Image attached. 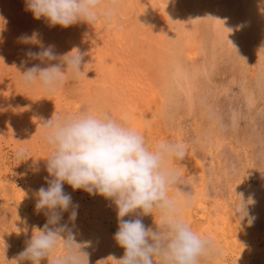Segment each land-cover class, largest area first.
<instances>
[{"label": "bare ground", "instance_id": "6f19581e", "mask_svg": "<svg viewBox=\"0 0 264 264\" xmlns=\"http://www.w3.org/2000/svg\"><path fill=\"white\" fill-rule=\"evenodd\" d=\"M0 17L4 20H0V161L5 166L10 159L8 165L12 160L15 166L27 168L28 173L20 189L16 187L19 179L15 180L13 176L10 180L5 173L0 174V192L3 199L11 193L21 210L19 227L15 226L14 233L16 239H21L20 252L32 236L29 234H33L29 224L35 221V217L38 216L43 225L46 223L43 212L35 211V191L41 186L47 187L44 177L48 175L45 168L50 155L43 139L41 122L56 114L63 118L84 111L108 112L114 119L123 120L140 132L146 145L153 148L165 140L185 142L184 134L174 135L177 138L174 140L167 133L171 126L183 122L190 130L191 119L208 114L223 96L231 95L236 102V110L229 112L231 116L228 118V126L235 132L242 113L240 105L245 106L250 114L261 115L264 112V0H120L111 23L106 24L103 20L95 25L80 22L68 28L50 27L43 18L34 19L30 12L25 11L24 0H0ZM34 31L39 33L45 45H54L58 54L73 48L86 53L82 61L84 72L80 77L68 76L63 87L52 95L44 93L39 86L25 88L20 82L18 71L23 72L34 63H40L30 60L27 65L21 64L28 47L37 49L34 45L21 44L18 38ZM45 66L47 64H41V67ZM224 67H227L226 73L223 72L225 80L218 84L215 77ZM257 103L263 108H256ZM196 138L197 135L191 139V144L188 141L190 148L184 160H177L176 166L169 161V167L190 182L181 186L182 191L192 192L191 206L182 208V219L197 234L213 240L217 250L213 263L250 264L251 259H255L254 264H264V228L245 227L233 219L231 212H227V201L223 195L227 190L229 198H236L235 206L240 218L243 217L245 202H255V212L263 210L261 199L254 201L256 197L252 192L240 190L243 180L251 173L250 169L240 163L234 177H227V171L221 177L214 173V181L210 155L205 153V140ZM22 149L26 153V161L21 162L15 155ZM7 171L10 170L6 168ZM222 178L226 179L224 184L220 188L219 184L215 186L214 183H221ZM211 188L215 194L210 193ZM64 191L71 194L73 204L79 207L74 222L69 221L72 211L69 208L63 213L60 223H67L72 228L76 243L94 244L92 239L97 241L100 238L98 242H102L101 247L104 245L107 251L103 254L107 256L103 264H118L116 260L123 257L124 249L114 240L118 230L115 206L102 196H90L82 190L73 191L67 184ZM169 195L183 199L171 191ZM209 198L212 206L209 207L210 212L204 213V203ZM196 203L201 204L198 208L203 212H195ZM154 216L159 224V216ZM130 218L134 217H125ZM147 218L155 224L152 215ZM111 224L114 225L113 230L109 227ZM1 244L8 249L6 243ZM63 252L61 242L54 255L61 256ZM10 261L5 255L1 257L0 264H12ZM44 262L48 264L47 259H42L40 264Z\"/></svg>", "mask_w": 264, "mask_h": 264}, {"label": "clouds", "instance_id": "9594fccd", "mask_svg": "<svg viewBox=\"0 0 264 264\" xmlns=\"http://www.w3.org/2000/svg\"><path fill=\"white\" fill-rule=\"evenodd\" d=\"M24 4L34 19L43 18L50 27L68 28L80 22L111 23L120 0H24ZM18 39L37 49L28 47L21 64L40 62L18 71L25 88L39 86L52 95L63 87L68 76L79 78L84 72L86 53L79 48L58 54L55 46L45 45L35 31ZM40 127L50 155L45 168L48 175L44 177L47 187L35 191V211L43 212L46 223L33 229L23 251L10 261L12 264H40L42 259L48 264H89L88 254L75 242L72 228L60 223L69 208L70 222L78 215L79 206L64 191L65 184L73 191L102 196L115 206L118 230L114 240L124 249L123 257L116 260L118 264H201L202 258L217 252L211 238L197 234L182 219V208L191 206L192 192L182 191L181 186L190 182L169 167V161L185 159L184 142L165 140L149 148L140 132L108 112L84 111L63 118L56 114L41 122ZM25 155L22 149L15 158L26 161ZM170 191L183 199L170 196ZM154 214L159 216V224ZM148 215L154 217L155 230L143 223L142 217ZM61 242L63 255L55 256Z\"/></svg>", "mask_w": 264, "mask_h": 264}, {"label": "rangeland", "instance_id": "374dc122", "mask_svg": "<svg viewBox=\"0 0 264 264\" xmlns=\"http://www.w3.org/2000/svg\"><path fill=\"white\" fill-rule=\"evenodd\" d=\"M225 69L227 70V67H224L222 70H220L219 74L215 77L216 78L215 80H216V82L218 84H222L224 82L223 80H225L224 73H223V72H225ZM221 72H222V74H221ZM234 89L236 91V87H234L233 90ZM227 97H229V98H227ZM228 100L230 101V103H229ZM233 101L234 100H232V96L231 95L226 96L225 98L223 96V98H220V101L214 103V106L212 107L210 112H208V114H206L204 116L203 115L202 116L199 115V116H196L195 118L191 119L192 120V124L191 125L193 127L191 126L190 130H189L188 127H186L185 123L182 124L183 122H180V123H176V125L173 124V126H171V128L169 126L170 131L167 132L168 130H166L165 132H167L168 134L172 135V137H174V135L177 137L178 134H184L182 136V138L185 140L184 143L186 144L185 145L187 147L186 149L190 148V144H191V141H192L191 139L194 138L195 135H197L198 138H201L202 140H205V143H206V145H205V147H206L205 153H208V156L210 155L209 156L210 157V161H211L210 162L211 163L210 164V166H211L210 170H213V174L217 173V175H219L220 177H221V175L222 176L226 175L225 171H227V173H228L227 177H230V178H231V176L234 177V173H235L234 171H236L237 166L240 163H242V164L244 163V166H247L248 169H250L251 173H250V175H247L246 178L243 180V184L244 185L242 184V187H241L240 190L244 191V193L247 190L252 192L255 195V197H256V199L254 201H260V199H261L262 202H263V206L261 207V209L264 210V112L263 113L261 112V115L260 114L257 115V113L255 115L254 112H251L252 114H250V111H248L245 108V106L240 105L241 110H242V113H240V116L242 117V119H241V117H240V119H238V121H239L238 122V126L239 127L237 126V128L239 129V131L237 129V131L235 132V130H233V129L230 130L231 127L228 126V118L231 116L230 115L231 113H229V112L235 111L236 110L235 107H237V105L235 104L236 102H233ZM232 103H234V105ZM227 104H229V105H227ZM257 105H256V108L257 107L258 108H263L262 106H260V103H257ZM218 106L221 107L222 109L221 108L219 109ZM227 106L230 107V108H228ZM228 109H229V111H228ZM227 112L229 114H227ZM244 114H246V115L244 116ZM251 115L254 116V117L252 118ZM246 117L248 119H246ZM249 121H250V123H249ZM167 123H170V122L167 121ZM220 124L222 125V127H221ZM225 127H228V128H225ZM220 128H221V130H220ZM247 130L249 131V134L246 133V132H248ZM194 132H195V134H194ZM205 132H206V134H204ZM241 132H242V134H241ZM191 133L193 135H191ZM235 134L238 135V136H236ZM240 135H242V136H240ZM248 135H250V138L248 137ZM242 137H244V138L242 139ZM198 138H196V139H198ZM221 138H223V139H221ZM247 138H249V140ZM175 139H177V138L174 137V140ZM240 139H241V141H240ZM188 141H190V144H189ZM220 143H222V145ZM244 144H246V145H244ZM195 152L198 153L197 150ZM195 152H193V153H195ZM11 159H13V158H11ZM9 160L10 159H8V161L6 162L5 166H3V164L0 161V163H1L0 164V174L5 173V175H7V177L9 176L10 180H12L13 176L15 177V180L16 179L21 180V181L18 180L16 182V187H18V189H20V188H22L23 183H25L26 180H27V177H28V173L26 174L27 168H25L24 166H21V165L15 166V162L12 161V160H11V164H9L10 165L9 166L8 165V163L10 162ZM176 162H178V161L177 160H172V163L174 164V166H176L175 165V164H177ZM248 164H250V165H248ZM5 167L8 168V170H10V171L5 172V169H6ZM208 175H209V173H208ZM215 175L216 174H214V177H212V178H214V181H216ZM259 176H261V177H259ZM22 180H23V183H21ZM224 180L226 181L225 178H222L221 183H217L216 184V182H215L214 183L215 186L219 184L218 187L220 188L222 186V184H224V182H225ZM232 180L234 181V179H232ZM252 186H253V188H252ZM212 189L213 188H211V192L210 193L211 194H215ZM223 193H224L223 195H224V197H225V199L227 201V203H226L227 204V212H229V211L231 212V213L230 212L229 213L231 215H233L232 216L233 219H235L237 222H241L240 224L243 225V226H245V225L248 226V227L250 226V228L253 226L254 228H258V229L264 228V211L263 210H259V211L257 210L258 212H255L256 211L255 210L256 207H254V205L256 204L255 202H253V201H251L249 203L245 202V204L243 205L245 207L242 209L243 217L240 218V214L237 213L238 211L236 210V206H235L236 205L235 204L236 203V201H235L236 198H234V197L233 198H231V197L229 198L227 190H225V192H223ZM241 193H243V192H241ZM257 195H259V196H257ZM210 199L211 198H209V200H206L209 203L206 202V201L204 203V205L206 206V211H204V213H208L207 211L210 212L211 208H209V207L212 206V199L211 200ZM198 205H201V204L200 203H196V207L194 209L195 212H198V213L203 212L202 210H200L198 208ZM232 206L235 207V208H233ZM19 210L20 209L16 205V202L14 201V199L12 198L11 193L10 194L8 193L7 197L6 198L4 197V199H3L2 195H1V192H0V248H1L0 249L1 250L0 251L1 252L0 253V259H1V257H5V255H6V256H8L9 260L10 259L12 260L15 257H17V255L20 253V250L22 249V246H21L22 244H20L21 243V239L19 240V239H16V237H14V236H16V234H14L15 233V226L19 227L18 217H19V213L21 211V210L20 211ZM252 210H254V211H252ZM246 211H247V213H246ZM260 211H262L261 214H260ZM29 212H30V210H29ZM252 212H253V214H252ZM244 213H246L245 216H244ZM237 214H239V215H237ZM37 217L38 216L35 217V221L34 222H37V223L34 226H33V224H34L33 221H32V223L29 224V227L31 229L32 228L36 229V228H42L43 227L42 221L39 220V218L37 219ZM147 217L148 216H144V218H142L143 219V223L144 222L146 223V224L144 223L146 227L148 226L149 228H152L153 230H155L157 226L155 224L150 223V221H149L150 219L147 218ZM153 225H155V226L153 227ZM113 226L114 225L111 224L109 227L113 230ZM20 228H21V226H20ZM30 232L33 233L32 230H30ZM29 235H32V234H29ZM29 239H30V236H29ZM87 239H89V237ZM98 239H100V238H98ZM98 239H97V241H96V239L95 240L92 239V242L96 243V244L94 243L95 245L92 244V243H89V242H82V241L78 243L81 246V250L88 254V258L90 259V261H92L91 264L92 263L93 264H99V263L103 264V261L107 260V256H103L104 253L105 254L107 253L106 248H105L104 245H103V247H101V243L102 242L99 243L98 241H101V240H98ZM1 243H3V245L6 243L5 245H6V247L8 246V249L5 248V247H2ZM91 246L92 247L94 246V247L92 248ZM97 246H99L100 248L99 247L97 248ZM97 249H99V250H97ZM7 250H9V252ZM88 250H89V252H88ZM122 250H123V248H122ZM228 253H229V256H230V254H231L230 251ZM213 255L209 256V257H206L207 259L206 258H202L201 259V264H215V263H213V260H214ZM100 258L102 259V262H101ZM90 261H89V264H90ZM254 262H256L255 259H251L250 264H254ZM106 263H107V261H106ZM27 264H31L30 261H27ZM43 264H47V263L44 262ZM104 264H105V262H104ZM157 264H158V262H157ZM255 264H257V263H255Z\"/></svg>", "mask_w": 264, "mask_h": 264}]
</instances>
